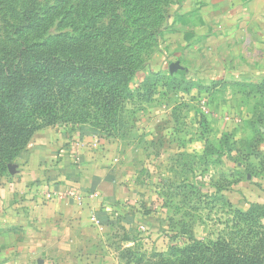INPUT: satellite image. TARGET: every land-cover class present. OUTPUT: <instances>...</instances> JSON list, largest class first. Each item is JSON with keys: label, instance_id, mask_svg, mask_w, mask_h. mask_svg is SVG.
<instances>
[{"label": "rangeland", "instance_id": "obj_1", "mask_svg": "<svg viewBox=\"0 0 264 264\" xmlns=\"http://www.w3.org/2000/svg\"><path fill=\"white\" fill-rule=\"evenodd\" d=\"M78 1L0 0V47L23 23L26 9L35 13L41 8V14L46 7L64 2L75 6ZM97 1L101 10L104 0ZM177 4L178 0L140 2L143 16L134 36L141 43L130 65L129 86L137 92L149 85L148 98L133 95L122 102L119 121L109 130L90 119H59L43 126L86 128L116 156L117 173L136 191V199L129 206L122 203V215L110 227L86 238L98 241L92 251L114 253L124 263L145 264L154 251L182 248L190 237L214 242L222 236L242 247L248 231L235 211L245 212L256 202L264 205V78L213 79L209 53L204 48L199 57L200 41L186 37L184 23L176 17ZM112 9L105 6L104 15L93 22L106 33L114 27L131 37L129 22L121 21L126 7ZM49 18L50 34L78 33L72 29L79 20L75 7L64 22L56 12ZM180 32L184 47L176 44ZM7 174L8 169L0 181Z\"/></svg>", "mask_w": 264, "mask_h": 264}, {"label": "crops", "instance_id": "obj_2", "mask_svg": "<svg viewBox=\"0 0 264 264\" xmlns=\"http://www.w3.org/2000/svg\"><path fill=\"white\" fill-rule=\"evenodd\" d=\"M176 14L186 37L200 41L199 57L204 48L209 53L213 79L264 78V0H178ZM182 32L176 44L184 47ZM116 160L109 145L86 128L36 130L0 181V264H135L92 251L98 241L86 238L110 227L122 215V203L136 199ZM70 187L86 195L81 202L36 193ZM91 192L96 195L89 197Z\"/></svg>", "mask_w": 264, "mask_h": 264}, {"label": "trees", "instance_id": "obj_3", "mask_svg": "<svg viewBox=\"0 0 264 264\" xmlns=\"http://www.w3.org/2000/svg\"><path fill=\"white\" fill-rule=\"evenodd\" d=\"M140 2L104 0L101 4L111 9L120 4L126 7L121 21L129 22L131 37L114 27H108L106 33L96 26L93 20L104 15L97 0H79L75 6L64 2L46 7L41 14L37 13L41 8L35 13L26 9L23 23L0 47V178L39 128L59 119H90L93 125L109 130L119 121L122 102L133 95H151L149 85L143 84L144 90L138 88L137 92L129 86L130 65L141 43L134 36L143 16ZM74 7L79 20L72 29L78 33L50 34L46 27L51 23L49 15L61 14L64 22ZM116 10L114 17L118 16ZM235 212L247 226L249 239L242 247H234L222 236L214 242L190 237L182 248L172 245L169 253L154 251L145 264H264V223L260 222L264 205L256 202L245 212Z\"/></svg>", "mask_w": 264, "mask_h": 264}, {"label": "built area", "instance_id": "obj_4", "mask_svg": "<svg viewBox=\"0 0 264 264\" xmlns=\"http://www.w3.org/2000/svg\"><path fill=\"white\" fill-rule=\"evenodd\" d=\"M226 119H229V117H226ZM78 154L76 149L74 150V158L77 160ZM37 194H41L45 198H69V199H75L77 202H81L83 197L86 196L83 191H79L76 188H66L64 190H52L49 188H44L42 191H37ZM87 194V193H86ZM89 197H93L96 195L95 192H91L87 194ZM92 220L96 223H98V220L92 217ZM143 227V226H142ZM144 228V227H143Z\"/></svg>", "mask_w": 264, "mask_h": 264}, {"label": "water", "instance_id": "obj_5", "mask_svg": "<svg viewBox=\"0 0 264 264\" xmlns=\"http://www.w3.org/2000/svg\"><path fill=\"white\" fill-rule=\"evenodd\" d=\"M174 68V66L173 65H170V69L172 70Z\"/></svg>", "mask_w": 264, "mask_h": 264}]
</instances>
